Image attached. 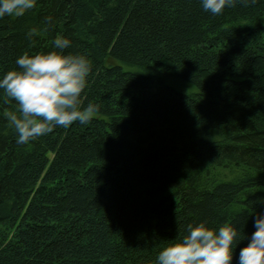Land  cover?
Listing matches in <instances>:
<instances>
[{
    "label": "trees",
    "instance_id": "16d2710c",
    "mask_svg": "<svg viewBox=\"0 0 264 264\" xmlns=\"http://www.w3.org/2000/svg\"><path fill=\"white\" fill-rule=\"evenodd\" d=\"M57 35L89 60L82 101L98 110L17 143L0 96V264H156L189 223L250 238L264 215V0L219 15L202 0H36L0 18V75Z\"/></svg>",
    "mask_w": 264,
    "mask_h": 264
},
{
    "label": "clouds",
    "instance_id": "9594fccd",
    "mask_svg": "<svg viewBox=\"0 0 264 264\" xmlns=\"http://www.w3.org/2000/svg\"><path fill=\"white\" fill-rule=\"evenodd\" d=\"M246 2V0H245ZM237 0H202L204 10L222 14ZM36 0H0V18L21 16L32 9ZM46 20L51 23L52 17ZM38 29L31 27L33 37ZM71 40L57 35L50 50L19 55L14 67L0 75V96L7 103L14 101L15 110L4 115L17 134V143L50 133L56 126L68 127L73 122L85 123L98 110L97 105L82 101L92 71L84 54L65 52ZM250 238L241 236L237 226L224 222L211 227L205 222L189 223L184 233L164 244L156 254V264H232L237 244L239 264H264V215H257Z\"/></svg>",
    "mask_w": 264,
    "mask_h": 264
},
{
    "label": "rangeland",
    "instance_id": "374dc122",
    "mask_svg": "<svg viewBox=\"0 0 264 264\" xmlns=\"http://www.w3.org/2000/svg\"><path fill=\"white\" fill-rule=\"evenodd\" d=\"M170 82L174 85V87L178 88L179 90L182 91L190 90V85L187 84L184 80L170 78Z\"/></svg>",
    "mask_w": 264,
    "mask_h": 264
}]
</instances>
